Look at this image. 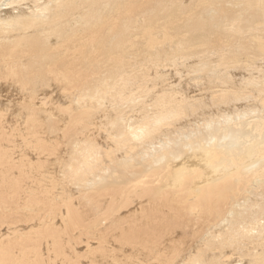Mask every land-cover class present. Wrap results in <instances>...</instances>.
Wrapping results in <instances>:
<instances>
[{
	"label": "bare ground",
	"instance_id": "6f19581e",
	"mask_svg": "<svg viewBox=\"0 0 264 264\" xmlns=\"http://www.w3.org/2000/svg\"><path fill=\"white\" fill-rule=\"evenodd\" d=\"M169 67L212 101L135 98ZM57 88L70 106L38 130L32 104ZM4 91L33 101L37 164L60 132L69 157L36 169L0 147V264L60 256L57 218L72 243L97 242L89 264H264V0H0ZM22 220L39 231H12ZM41 232L53 246L29 257Z\"/></svg>",
	"mask_w": 264,
	"mask_h": 264
},
{
	"label": "rangeland",
	"instance_id": "374dc122",
	"mask_svg": "<svg viewBox=\"0 0 264 264\" xmlns=\"http://www.w3.org/2000/svg\"><path fill=\"white\" fill-rule=\"evenodd\" d=\"M176 58V59H175ZM181 58V57H180ZM172 59L173 60H179L178 59V57H172L171 58V61H172ZM182 61V60H181ZM170 68V69H169ZM168 69L166 68L164 71H166V73H164L163 71L161 72V75H159V74H157V78L160 76V77H162L163 75V78L165 79V82L162 84V83H154V80H155V77L153 76L152 77V74L154 73L155 74V71H151V72H153V73H151L150 72V74H151V77H148L147 78V80H146V82H145V86L144 85H142L143 87H144V90H143V87H142V89L140 88L139 90H137V89H134V91H132L133 92V94L136 96L135 98L136 99H138L137 97H139L140 96V94L138 95V93H141V96L139 97V101H156V99H157V97H159L158 96V94H160V95H163V89H165V90H168V88H176V89H178V88H181L182 90H183V92L185 93H183L182 91H177V92H179V94L181 95V94H184L185 96L186 95H188L189 97H197L198 95V97H200V98H202V101L204 100H206V101H212V98L213 97H211L212 95H210L211 93H210V91L207 89L206 91H204V90H202V92L204 93H201V91H200V88H201V86L202 85H200L199 84V81H197V83L200 85V88H199V86H198V84H197V86H196V84L194 85H192V84H190V82L191 83H196V81H191L190 80V76L188 75V73H187V69H184V68H182V71L180 72V73H177L176 72V70H174V68L172 67H169ZM172 70V71H171ZM174 70V71H173ZM164 73V74H163ZM163 74V75H162ZM170 75V76H169ZM171 75H173V76H171ZM169 77H172V78H170V79H168ZM187 77H188V79H187ZM166 79H168L167 81H166ZM169 80H171V81H169ZM6 81V82H5ZM148 81H150V86L148 87V84H149V82ZM188 81V82H187ZM3 82H5V84H7L8 85V83H9V85H13L12 84V82L10 81V79H5V80H3ZM167 82H173L172 84H167ZM201 83V82H200ZM162 84V85H161ZM188 84H190V85H188ZM154 85H156V86H154ZM14 86V85H13ZM16 86V87H15ZM14 87L16 88V89H18L17 87V85H15ZM56 86H58V84H54V86L52 87V88H50V89H52V90H54V88L56 87ZM59 86H61V85H59ZM153 86V87H152ZM188 86V87H187ZM191 86H192V88H191ZM196 86V87H195ZM61 87H63V86H61ZM60 87V88H61ZM154 87H156V88H154ZM199 89H198V88ZM204 87V86H203ZM202 87V88H203ZM60 88H57L56 90H55V93H54V95H50V97H49V99H47V100H45V101H21L19 98H16V96H14V95H12V91H4V92H1L0 94V147H1V150L3 149V151H4V149H5V152H6V150H7V152L6 153H10V155L9 156H11V154H13V156H15L16 158H14L13 157V159H15V161L17 160V158L19 157L21 160H19V158H18V162H20L21 163V161H24L23 163L24 164H28L29 166H30V164H34V162H36L37 161V159L36 160H34V158L36 157H39L38 156V154L36 155V150H37V148L35 149V145H36V139H37V137L38 136H35L34 135V132H35V129H34V127H33V125L31 126V121H30V119H32L33 117H31L30 116V114H31V112L30 111H28L27 110V107H26V109L24 108L28 103H31V102H33V104H32V106H34V104H35V106L32 108V111H33V113H34V115H35V118L39 121L40 120V118H41V120L39 121V123H40V126H39V123L37 124L38 125V130H40V127L43 129L45 126H46V122L45 121H47V120H45L47 117H49L50 116V114H52V111L54 112L53 113V120L55 119V118H57V114H59V113H57V112H60L59 110L60 109H65V108H67L68 107V105L70 106V103H68V101L67 100H65V99H62L61 101H57V99H54V98H58V97H56V95L57 96H60V94H63L64 92V94H67V96H69L68 94H70V91L68 92L67 91V89L65 90V88H61V89H63L64 90V92H63V90H61ZM188 89V90H187ZM197 89V90H196ZM46 90V89H45ZM155 90H157V92L155 91ZM68 93H67V92ZM136 91V92H135ZM141 91H143V94H142V92ZM144 91H146V92H144ZM150 91V92H149ZM159 91V92H158ZM200 91V92H199ZM182 92V93H181ZM158 93V94H157ZM188 93V94H187ZM200 93V94H199ZM206 93V94H205ZM202 94V95H201ZM142 95L144 96L142 99H141V97H142ZM183 95V96H184ZM204 95V96H203ZM209 95V96H208ZM51 96H53V97H51ZM157 96V97H156ZM179 96V95H178ZM182 96V95H181ZM147 97H149V98H147ZM208 97V98H207ZM211 97V98H210ZM145 98H147V99H145ZM19 99V100H18ZM52 99H54V101L52 100ZM145 99V100H144ZM50 100H52V101H50ZM110 101V100H109ZM24 103H26V105L24 104ZM68 103V104H67ZM43 104V105H42ZM66 105V106H65ZM24 106V107H23ZM63 107V108H62ZM25 110H24V109ZM59 108V110L56 112V110ZM50 109H53L52 111H50ZM22 110V111H21ZM40 110H42V112H40ZM57 113V114H56ZM55 115H56V117H55ZM44 116H45V118H44ZM44 118V119H43ZM59 118V117H58ZM58 118L57 119H55L56 121H58V122H56L55 120V122L58 124L57 126H59V125H61V124H59L60 122H59V120H58ZM29 120V122L27 123L26 121V124H25V122L23 123V120ZM27 120V121H28ZM44 120V121H43ZM41 121H43V122H41ZM42 124V125H41ZM27 127H26V126ZM29 126V127H28ZM25 127V128H24ZM31 127H33V128H31ZM28 128V129H27ZM32 130H31V129ZM33 129H34V132H33ZM28 130H29V132H28ZM31 130V131H30ZM18 132V133H17ZM30 132H31V134H30ZM23 133V134H22ZM29 133L30 134V136L32 137V135H33V137H35V138H30V136H29V134L27 135V134ZM24 134L26 135L25 137H26V143H25V137H24ZM60 135H61V132H60ZM59 134H57V137H58V140H56V138L57 137H53V138H51V140L50 141H52V140H56V141H52V142H55V144L56 145H53L54 143H48L47 145L49 146H54V147H56L57 145V147L56 148H54L55 150L53 151V153H54V155L53 156H51V157H49V159H48V157H46V158H42L43 159V161H45V160H49L47 163H44V162H42L41 164H44V165H46L45 166V168H47V169H49V170H51V171H53V170H55V169H57L56 167H59L60 165H61V163L62 162H64L65 160L67 161L68 159V154H67V157H65L64 156V153H66V150L67 149H63V148H67V145H66V142H65V139H63L64 140V142H65V146L63 145V143L61 142V139H59V137H63V133H62V136H60ZM30 139H29V138ZM39 137L40 138H38V139H40V140H43V136L42 135H39ZM55 138V139H54ZM64 138V137H63ZM28 139V140H27ZM32 139H34V140H32ZM32 140V141H31ZM59 141V142H58ZM34 142V143H33ZM57 142V143H56ZM30 143V144H29ZM35 144V145H34ZM28 145V146H27ZM30 145V146H29ZM32 145V146H31ZM34 145V146H33ZM63 145V146H62ZM17 147V148H15V147ZM61 146L63 147V148H61ZM29 147H31V148H34L35 150L34 151H32L31 150V148H29ZM14 148V149H13ZM20 148V149H19ZM31 150L30 152H29V150ZM13 150H15V151H13ZM27 150V151H26ZM16 151H18L17 153H16ZM22 151V152H21ZM25 151V152H24ZM15 152V153H14ZM20 152V153H19ZM29 152V153H28ZM34 152V153H33ZM28 153V154H27ZM34 154V155H32V156H30L31 154ZM14 154H17V155H14ZM20 154H22L21 156H20ZM25 154V155H24ZM27 154V155H26ZM36 155V156H35ZM25 156V157H24ZM26 156H27V158H26ZM34 156V157H33ZM22 157V158H21ZM30 157V158H29ZM32 157V158H31ZM65 159V160H64ZM34 160V161H33ZM29 161H31V163L29 162ZM39 162H38V164H37V162L34 164L35 166H36V169H37V166H39ZM40 164V165H41ZM62 164H64V163H62ZM34 165H31V166H33V167H35ZM49 166V167H48ZM42 167V166H41ZM37 184H38V182H37ZM21 208H23V206L21 207ZM65 210V208L63 207V211ZM60 220L61 219H59V218H57L55 221H54V224H56V229L57 228H59V229H61L62 230V233L60 232L61 230H59V229H57V230H59V231H57L56 230V232H57V235H59V238H60V240H61V246L62 245H66L67 247H69V248H71L72 249V253H74V254H72V255H70L71 254V250H69V248L67 249V251L66 252H64L63 250L65 249V248H67L66 246H64V248H63V246H62V252H64V253H62L61 252V254H62V256L63 257H61V254H60V256H59V254H54V253H52V254H54V256L51 254V258L49 259L48 257H49V255H48V252H47V249H46V247L48 246V245H50V246H53V241H52V239L51 238H49V236H46L45 235V233L48 231V230H44L43 232H45V233H43V232H41V234L38 236L39 237V239H37L38 237H36L35 235H33V237H31L32 239H34V240H36V242H34L33 241V245H31V246H29V247H27V249H26V253H30L29 254V257H33L34 255H36V254H34V253H36L37 251H35V250H37V248H35L36 246H37V244L39 245V246H41L42 248H41V250H42V254H44V256H45V254L47 253V255H48V257L46 258V257H44V258H42L43 260L42 261H44L45 259H46V261H44V262H46L47 264H63V262H64V264H83V263H85V264H89V262L93 259V258H91V257H94L93 255H95V254H93V253H95L94 251L96 250V247H97V242L96 241H94L93 240V242H91V240H89V243H88V245L90 246V248L91 249H93V252H92V250H91V252L89 251V247L87 246V244H86V242L85 241H87L88 240V238L86 239V237L85 238H82L81 240H75V243H72V242H74L73 240H69L68 239V237L66 236V234H63L64 232V228H63V225H61V223H59L60 222ZM26 220H22L21 222H19L18 224H16V225H12L11 226V228L13 229L12 231H16L18 228L17 227H19V229L18 230H20L19 232H21V233H32V232H37V231H39V229H38V227L35 229V230H31V228L34 226V224H32V222H30V224L31 225H29L28 223H26L25 222ZM22 223H26V224H21ZM28 224V225H27ZM19 225V226H18ZM15 227V228H14ZM31 227V228H30ZM6 228V226H4L3 228H2V230H1V233H4V232H6V230H4ZM22 228H23V230H22ZM38 229V230H37ZM31 230V231H30ZM12 231L10 232V233H12ZM59 233H61V234H59ZM43 234V235H42ZM62 235V236H61ZM65 235V236H64ZM46 236V237H45ZM41 238H43V239H45V238H48V239H45L44 241H43V239H41ZM68 239V241H67V244L66 243H64L63 242V239H64V241H66L67 239ZM41 239V240H40ZM85 241H84V240ZM49 242H48V241ZM69 242H71L70 244H73V247H74V249H73V247H70V246H72V245H70L69 244ZM77 242V243H76ZM85 242V243H84ZM46 244V245H45ZM75 244V245H74ZM76 244H79V246L78 245H76ZM84 244V245H83ZM34 245H36V246H34ZM76 246V247H75ZM88 247V248H87ZM87 248V249H86ZM32 249H34V250H32ZM44 249H46V250H44ZM75 249H76V251H78V252H76L75 251ZM95 249V250H94ZM34 253H33V252ZM69 251H70V254H69ZM74 251V252H73ZM17 252H18V250H17ZM67 252H68V254L70 255H67ZM78 253V254H77ZM86 253V254H85ZM91 253V254H90ZM89 254V255H88ZM46 255V256H47ZM75 255V256H74ZM72 256V257H71ZM76 256H77V259H76ZM91 256V257H90ZM96 257L97 256H99L100 257V254H98V255H95ZM102 256V255H101ZM35 257V256H34ZM55 259H54V258ZM59 257H60V259H61V261L59 260ZM58 258V259H57ZM80 258H81V260H80ZM95 258V257H94ZM35 259V258H34ZM47 259H49V260H47ZM56 259L57 260H59L58 262L56 261ZM76 259V260H75ZM86 259V260H85ZM55 260V261H54ZM63 260V261H62ZM70 260V262H68ZM74 260V261H73ZM89 260V261H88ZM48 261V262H47ZM65 261H66V263H65ZM78 261V262H77ZM80 261H81V263H80ZM84 261V262H83ZM43 262V263H44ZM56 262V263H55ZM75 262V263H74ZM86 262H88V263H86ZM46 263H44V264H46ZM94 264H96V263H94Z\"/></svg>",
	"mask_w": 264,
	"mask_h": 264
}]
</instances>
